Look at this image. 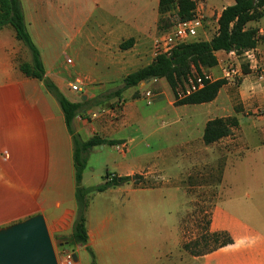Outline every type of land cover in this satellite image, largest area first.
I'll list each match as a JSON object with an SVG mask.
<instances>
[{
    "label": "crops",
    "instance_id": "crops-1",
    "mask_svg": "<svg viewBox=\"0 0 264 264\" xmlns=\"http://www.w3.org/2000/svg\"><path fill=\"white\" fill-rule=\"evenodd\" d=\"M21 3L28 25L31 21L26 8H29L30 0H21ZM102 3L108 8L102 12L109 15L115 0H102ZM233 3L234 0L196 1L195 9L203 16L201 30L205 27L213 30V34L209 35L204 30V39L208 40L216 33L221 11ZM128 9L133 17L108 28V37H113V42L80 43L81 47H91L92 60L103 66L100 77L88 72L76 76L74 82L79 81L77 92H82L80 100L66 96L63 89L71 90L67 86L66 77L41 56L46 75L69 100L78 102L83 96L86 99L89 95L87 89H92L90 96L93 97L106 91L109 86L121 87L122 78L126 74L151 63L155 58L154 44L157 36L153 37V34L158 26V0H130ZM250 25L258 28V41L252 48L255 58L249 63L248 73L244 74L236 86V94L229 91V85L233 84L226 83L212 101L177 106L166 80L151 79L139 83L128 94V99L120 102L121 105H111L104 112L92 115L90 109H87L74 117L72 125L81 139L86 140L97 134L115 141L111 145L102 144L90 149L110 148L112 152L104 164L106 171L118 177L138 173L142 175L146 169L143 172L145 176L161 173L163 168L159 167L157 161H152L146 167L139 165L138 161L150 154L165 160L163 154L174 156L175 150L180 148L184 159H198L208 146L225 138L205 144L202 134L206 122L216 117H237L236 113L227 109L228 103L232 105L235 99L241 106L253 111L263 105L264 77L260 74L264 70V17ZM5 26L0 29V227L42 213L49 232L69 235L77 208L71 136L55 98L47 92L41 81L25 76L19 69L15 53L23 48V44L14 42L16 38L13 28ZM130 37L134 38L132 46L120 48V43ZM26 52L27 57L23 62L30 60ZM215 55L218 64L212 68L202 67V71L216 75L217 68L224 60L237 57L234 52L223 50L216 51ZM93 81L99 85L90 88L89 82L92 84ZM147 85L149 88L145 89L152 92L150 104L146 103L140 91L141 87ZM137 90L139 96L135 94ZM111 101L114 102V99ZM141 101L147 106H143ZM254 127L252 132L261 137V145L256 148L261 150L264 148V115L257 116ZM164 141L169 142L170 146L159 148V142ZM152 144L157 147L151 149ZM246 144L248 148L252 143ZM258 153L264 158V150ZM254 171L258 172L252 169ZM83 180L84 174L82 184L91 186L84 184ZM253 180L254 184L248 187L245 195V214L231 208L228 218H223V209L216 206L215 200L211 230L227 231L232 241L215 250L194 255L193 264H264V185L258 178ZM126 186H130V194L137 190L131 180L94 192L106 198L104 214L92 219L86 212L88 239L85 244L76 245L74 264H91L87 247L94 253L95 264H157L159 252L152 233L142 231V218L136 214L140 202L137 205L136 199L119 200L120 194L126 192ZM126 203L129 209L133 208V213L128 210L127 214L119 216L110 211L114 206L125 210ZM167 261L169 263L166 264H175L168 258Z\"/></svg>",
    "mask_w": 264,
    "mask_h": 264
},
{
    "label": "rangeland",
    "instance_id": "rangeland-1",
    "mask_svg": "<svg viewBox=\"0 0 264 264\" xmlns=\"http://www.w3.org/2000/svg\"><path fill=\"white\" fill-rule=\"evenodd\" d=\"M129 2L130 0H115L110 14L106 15L102 11L108 8L103 5L102 0H30L26 13L27 16L29 15L31 23L27 27L40 50L41 56L50 62V66H56L61 72L60 74L66 77V82L69 85L74 83L76 76L81 73L88 72L96 77L100 75L102 64L92 60L91 47L86 45L81 47L80 43L113 42V37H108V28L115 26L121 20L133 17L132 12H129L128 9ZM176 20L177 17L174 12L166 14V18L158 23L159 26H157V31L153 37L157 36L156 38H158L166 31H170ZM5 27L11 28L10 25ZM204 30L207 34H213L212 28L205 27ZM204 30H200L193 39H204ZM14 40V42L23 44L17 39ZM23 48L15 53L18 64L27 57L26 50L29 53L24 44ZM238 57V59L241 58ZM68 59H72L73 63L68 62ZM235 59L237 58H228L222 62V65L234 62ZM215 73L216 76H220V67ZM239 81L229 85V91L233 95L237 93L236 86ZM93 82L92 84L89 82L90 88L99 85L98 82ZM147 87L149 88V85L140 88L143 95L147 90H150H146ZM117 88L119 87L115 85L109 86L106 91L93 97L90 96L92 89H87L89 91L86 93L89 95L86 99H92L88 104L90 115L104 112L111 105H121L120 102L128 99V94L136 89V86L126 88L125 93L122 91V100L120 101L116 96L109 95L110 97L106 98ZM63 90L69 99L80 100L82 92L69 91L67 88ZM135 94L139 96V90ZM112 99L114 102L111 101ZM141 104L147 106L142 101ZM227 109L231 113L237 114L238 129L234 128L236 130L232 131L229 136L218 141L215 145L208 146L201 152V157L198 159L192 157L184 159L180 151L181 148L175 150L174 156L170 153L168 155L163 154L165 160L152 154L144 155L138 161L139 165L146 167L152 161H157L159 167L163 168L162 172L145 176L143 172L147 169L144 170L142 177L136 180L137 186L132 180L133 187L137 190L130 194L128 192L130 186H126V192L119 196V200L124 198L126 200L128 198L130 200L136 199L137 205L140 202L136 214H140L142 218V231L152 233V239L159 252L157 264L169 263L167 258L175 264H193L194 255L203 254L211 248L217 247L223 236L216 240L213 235L225 230H211L210 223L215 200L216 206L223 209V218H228L231 208L240 214H245V195L248 187L254 184L253 179L258 178L264 185V158L260 154L261 152L258 153L264 148L261 150L256 148V146L261 145L259 142L261 137L252 132L257 116L264 115V103L253 111L248 107L241 106L234 99L232 105L228 103ZM246 142L252 143L251 146L246 148ZM152 146L151 149L157 147L155 144ZM158 146L159 148H166L170 146V143L159 142ZM141 151L138 153L140 154ZM111 152L108 146L104 149L95 147L94 150L88 151L83 170L84 184L93 186L102 180V176L106 172L104 164ZM164 153L166 152L164 151ZM252 169L258 170V172H252ZM104 199L106 198L95 195V193H91L88 197L86 212L92 219L104 214ZM230 203L233 204L232 207H230ZM124 207L125 210L123 207L114 206L110 211L119 216L127 214L128 210L133 213V208L129 209L127 203ZM49 234L57 259L60 261L63 260L66 253H73L77 248L76 245L80 244L69 241L71 233L63 235L49 232ZM58 237L62 239H58ZM169 252L172 253L166 256L165 254Z\"/></svg>",
    "mask_w": 264,
    "mask_h": 264
},
{
    "label": "trees",
    "instance_id": "trees-1",
    "mask_svg": "<svg viewBox=\"0 0 264 264\" xmlns=\"http://www.w3.org/2000/svg\"><path fill=\"white\" fill-rule=\"evenodd\" d=\"M195 8L196 2L194 0H158V23L162 22L166 18V14L170 12L175 13L177 20L190 19L194 15ZM263 17L264 0H234L233 4L226 6L221 11L217 19L216 33L210 39H192L176 45L169 54H157L151 63L126 74L122 78V86L117 88L112 94H108L106 98L116 96L121 99L122 91L126 88L137 86L139 83L151 79L163 78L170 86L174 94V104L177 106L212 101L217 96L220 88L226 84L225 80L217 79L207 83L202 89L180 99L176 96V90L181 87L183 80L191 73L193 68L200 73L202 67H215L218 64L215 55L216 51L223 50L241 55L245 50L255 47L259 37L258 28L250 25V23ZM5 25H10L13 28L15 38L21 41L30 53V60L21 62L19 69L25 76L41 81L47 92L55 98L61 108L65 125L71 136L77 211L69 241L83 245L88 239L86 209L90 194L104 191L109 187L131 180L137 186L138 182L136 180L142 175L135 174L134 176L118 177L106 171L102 176L101 183L93 186H84L82 184L88 151L93 146L111 145L115 141L102 138L97 134L86 140L80 138V135L72 125V121L76 115L84 113L88 109V104L92 99H82L78 102L69 100L54 81L46 75L40 50L28 30L21 0H0V29ZM133 42L134 38L130 37L120 43V48L127 49L132 46ZM242 70L244 74L248 73V66L242 64ZM238 125L239 122L236 116L210 119L206 122L203 130V142L211 144L229 136ZM111 175L113 176L109 179ZM213 236L216 240L222 236L223 238H221L222 240L217 247L211 248L206 252L225 246L232 241L230 235L225 231L215 233ZM58 239L62 238L58 237ZM87 250L91 256V264H95L93 251L89 247H87Z\"/></svg>",
    "mask_w": 264,
    "mask_h": 264
},
{
    "label": "built area",
    "instance_id": "built-area-1",
    "mask_svg": "<svg viewBox=\"0 0 264 264\" xmlns=\"http://www.w3.org/2000/svg\"><path fill=\"white\" fill-rule=\"evenodd\" d=\"M195 2L197 0H194ZM203 28V16L198 13L195 9L192 18L187 20H177L170 31H166L160 37L156 38L154 44L155 54H169L170 51L178 44L185 43L195 38L199 30ZM236 61L225 63L220 66L221 74L216 76L212 72L202 71L199 73L195 68L192 69L191 73L186 76L183 80L181 87L176 90V96L178 99L183 98L193 92L202 89L207 83L213 82L217 79H223L226 83L236 84L240 78L244 75L242 70V64H246L249 67V63L255 58L253 49L245 50L241 55L236 54ZM240 56L241 58L238 59ZM241 60V61H240ZM68 62H71L68 59ZM261 77H264V70L261 72ZM79 81L76 80L74 83H70L68 86L72 91H78ZM152 92L147 90L144 93V100L147 104L151 103ZM111 175L109 179L112 177ZM73 253H66L63 260L58 259L59 264H74Z\"/></svg>",
    "mask_w": 264,
    "mask_h": 264
},
{
    "label": "water",
    "instance_id": "water-1",
    "mask_svg": "<svg viewBox=\"0 0 264 264\" xmlns=\"http://www.w3.org/2000/svg\"><path fill=\"white\" fill-rule=\"evenodd\" d=\"M0 264H59L42 213L0 227Z\"/></svg>",
    "mask_w": 264,
    "mask_h": 264
}]
</instances>
